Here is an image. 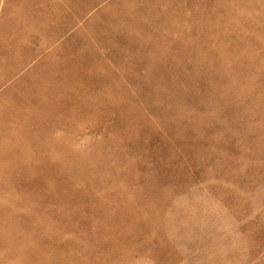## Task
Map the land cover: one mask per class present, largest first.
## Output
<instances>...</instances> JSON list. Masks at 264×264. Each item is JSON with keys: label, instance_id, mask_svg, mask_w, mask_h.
Masks as SVG:
<instances>
[{"label": "rangeland", "instance_id": "374dc122", "mask_svg": "<svg viewBox=\"0 0 264 264\" xmlns=\"http://www.w3.org/2000/svg\"><path fill=\"white\" fill-rule=\"evenodd\" d=\"M0 264H264V0H0Z\"/></svg>", "mask_w": 264, "mask_h": 264}]
</instances>
